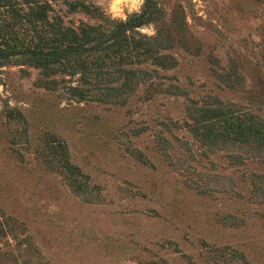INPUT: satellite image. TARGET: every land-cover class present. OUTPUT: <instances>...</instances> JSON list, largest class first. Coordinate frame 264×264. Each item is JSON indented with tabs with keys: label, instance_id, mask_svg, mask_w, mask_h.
I'll return each instance as SVG.
<instances>
[{
	"label": "rangeland",
	"instance_id": "rangeland-1",
	"mask_svg": "<svg viewBox=\"0 0 264 264\" xmlns=\"http://www.w3.org/2000/svg\"><path fill=\"white\" fill-rule=\"evenodd\" d=\"M49 1L51 22L105 31L145 7ZM153 2L73 75L0 66V264H264V0ZM6 4L0 34L31 44Z\"/></svg>",
	"mask_w": 264,
	"mask_h": 264
},
{
	"label": "trees",
	"instance_id": "trees-1",
	"mask_svg": "<svg viewBox=\"0 0 264 264\" xmlns=\"http://www.w3.org/2000/svg\"><path fill=\"white\" fill-rule=\"evenodd\" d=\"M4 2L18 10L17 13H23L27 27L25 30L31 32L35 40L32 38L31 44L23 42L15 45L11 44L5 35L0 34V66L5 63L29 64L43 68L51 74L63 72L73 75L86 65L85 61L93 54L106 48L115 47V52L122 54L129 38V31L153 21L157 11L156 2L145 0L144 10L125 21L114 22L105 31L102 26L84 25L75 28L51 22L50 13L54 8L49 0H4ZM69 6L81 7V10L88 13L96 11L88 4L78 5L70 2ZM47 26L50 27V31L45 35ZM48 87L57 88L50 84ZM70 88L72 92L69 95L72 98L86 97L85 90L80 86L71 85ZM45 140L48 145H53L61 151L64 166L68 171L82 173L81 168L70 160L66 140L49 132L46 133ZM160 148L167 156L165 147L160 144ZM137 153V157L143 163L153 166L143 153ZM235 254L243 264H249L243 253L235 251Z\"/></svg>",
	"mask_w": 264,
	"mask_h": 264
},
{
	"label": "clouds",
	"instance_id": "clouds-1",
	"mask_svg": "<svg viewBox=\"0 0 264 264\" xmlns=\"http://www.w3.org/2000/svg\"><path fill=\"white\" fill-rule=\"evenodd\" d=\"M136 2H137V3H142V2H143V0H136Z\"/></svg>",
	"mask_w": 264,
	"mask_h": 264
}]
</instances>
